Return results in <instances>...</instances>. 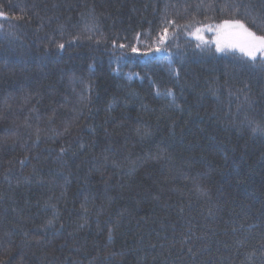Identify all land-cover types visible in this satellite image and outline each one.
Instances as JSON below:
<instances>
[{"label":"trees","instance_id":"trees-1","mask_svg":"<svg viewBox=\"0 0 264 264\" xmlns=\"http://www.w3.org/2000/svg\"><path fill=\"white\" fill-rule=\"evenodd\" d=\"M0 12V264H264V0Z\"/></svg>","mask_w":264,"mask_h":264},{"label":"snow or ice","instance_id":"snow-or-ice-1","mask_svg":"<svg viewBox=\"0 0 264 264\" xmlns=\"http://www.w3.org/2000/svg\"><path fill=\"white\" fill-rule=\"evenodd\" d=\"M234 7H247L246 5H234ZM4 13L0 12V16H3ZM222 27L232 28L237 31L234 32V35L242 37L241 41L229 47L239 50L244 56L248 57L250 60L255 61L257 58V53H260L262 58H264V35H257L255 32L251 31L248 27L245 26L240 20L235 21H224ZM167 29H165V32ZM199 31V30H197ZM63 47V45H60ZM219 51H224L223 47L218 46ZM135 51V49H133Z\"/></svg>","mask_w":264,"mask_h":264},{"label":"rangeland","instance_id":"rangeland-1","mask_svg":"<svg viewBox=\"0 0 264 264\" xmlns=\"http://www.w3.org/2000/svg\"><path fill=\"white\" fill-rule=\"evenodd\" d=\"M224 22L217 24V25H209L199 29V31L195 32V36L202 39H209L211 40L217 50L218 46L223 47L224 51H219L220 53L225 52H239V50L229 47V45L238 43L241 41L242 37L234 35V32L237 31L232 28H225L222 27ZM171 36L169 31H166L161 38L159 39V43L157 44L156 50L154 51L159 57H162L164 54L160 48V46L165 43ZM161 44V45H160ZM257 57H262L260 53H257Z\"/></svg>","mask_w":264,"mask_h":264}]
</instances>
